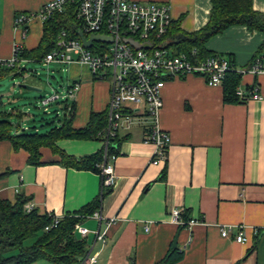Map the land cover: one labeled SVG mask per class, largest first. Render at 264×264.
Masks as SVG:
<instances>
[{
	"label": "crops",
	"instance_id": "1",
	"mask_svg": "<svg viewBox=\"0 0 264 264\" xmlns=\"http://www.w3.org/2000/svg\"><path fill=\"white\" fill-rule=\"evenodd\" d=\"M50 1L0 0V59H10L15 44L28 51L39 46L44 24L32 20L23 39L16 16L36 13ZM145 1L169 4L174 24L186 34L201 31L210 21L212 0ZM253 8L264 13V0H253ZM263 45V33L232 26L212 38L206 49L230 57L240 71L264 54ZM71 73L72 84H81L75 100L68 103L74 106L72 127L78 130L89 124L93 113L107 112L110 87L94 80L83 66L71 67ZM241 87L259 88L262 99L229 103L223 86L211 87L200 76L167 81L160 118L162 130L171 137L165 165L151 163L155 147L144 125L121 131L116 184L103 201L106 220H119L101 227L108 238L95 247L98 264H157L176 239L185 253L177 264H264V75H243ZM57 145L76 160L103 149L99 140ZM41 154L42 164L34 166L28 163V152L0 142V199L14 204L23 195L40 215L79 216L99 196V175L65 166L48 148ZM179 209L198 224L180 229L172 221ZM79 217L91 232L85 238L90 245L99 223L91 216ZM223 228L232 237L243 230L248 241L224 238Z\"/></svg>",
	"mask_w": 264,
	"mask_h": 264
},
{
	"label": "built area",
	"instance_id": "2",
	"mask_svg": "<svg viewBox=\"0 0 264 264\" xmlns=\"http://www.w3.org/2000/svg\"><path fill=\"white\" fill-rule=\"evenodd\" d=\"M68 5H77L76 19L81 24L80 32L87 38L93 35H104L111 42H94L91 48H86L80 35L74 38L66 30L58 36L56 47L47 55L45 64H59L67 67L77 65L87 68L96 81L107 82L110 87V98L107 108V125L98 134L102 138L103 162L98 166L100 173L99 209L91 216L99 223L97 231L93 232V242L88 246V252L80 264H98L100 253L95 251L97 243H106L107 231H102L103 224L110 226L119 220H106L103 213V201L109 190L116 184L115 162L118 156L111 155L115 139L122 130L135 124L144 125L148 133V142L155 147L151 163L165 165L171 146L170 135L160 126L164 102L162 92L167 81L190 76L204 78L211 87L223 86L227 76L238 72L242 76L251 74L264 75V54H257L248 68L238 71L234 63L226 56L217 55L204 59L198 57L194 48L191 54L177 53L170 46L167 35L173 26L171 7L167 3H156L145 0H53L45 4L33 14L21 13L16 17L15 25L23 31V39L28 35L27 27L32 20L43 24L56 13H65ZM126 40H134L144 47L137 49ZM24 50L21 43L15 44L14 54L10 59H0V66L12 68L18 63H24L19 54ZM81 87L80 83L72 84L65 95L58 93L46 100V104L63 99L67 104L75 100ZM237 96L242 102L261 100L260 90L254 87L248 94L241 86ZM74 113L73 107H67L66 115ZM26 211L34 210L27 204ZM183 209L172 213V221L179 226L192 227L198 221L184 219ZM53 218L49 231L56 228L64 218L50 214ZM146 232L150 227H145ZM75 232L83 239L88 238L90 230L81 223L75 227ZM224 238L232 237L229 229H222ZM232 239L245 244L248 239L242 230Z\"/></svg>",
	"mask_w": 264,
	"mask_h": 264
},
{
	"label": "trees",
	"instance_id": "3",
	"mask_svg": "<svg viewBox=\"0 0 264 264\" xmlns=\"http://www.w3.org/2000/svg\"><path fill=\"white\" fill-rule=\"evenodd\" d=\"M77 11V5H68L65 13H56L45 22L43 38L39 46L32 51L24 49L19 54L21 62L32 60L43 63L47 55L56 47L62 30H66L71 37L77 38L81 29V24L76 19ZM232 26H244L250 31H259L264 34V13L254 10L253 0H212L210 21L204 29L194 34H186L173 23L167 39L177 53L191 54V51L196 48L198 57L201 59L215 57L217 54L209 52L206 44ZM27 31L29 32V27ZM261 52L264 53V45ZM228 58L232 61L230 57ZM26 71L20 67V63L12 68L0 66V82L6 78L24 77ZM242 80L243 76L238 72H232L227 76L223 85L227 102L243 103L237 96ZM245 90L250 94L253 88ZM4 97L0 96V142L9 141L16 152L20 150L28 152V163L34 166L42 164L41 149L48 148L54 154L60 155L63 164L67 167L100 173L98 166L103 162V149L96 154L76 160L57 144L65 140L102 142L98 134L107 125V112L93 113L89 124L83 129L77 130L72 127L73 113L71 116L65 115L60 126L46 133L31 132V128L22 124L27 113L17 105L9 109L8 106L12 105L11 99L5 102ZM63 104L64 110L67 111V102ZM121 143L122 140L119 137L115 139L111 155L119 156ZM111 192L112 190H109L107 195ZM28 203L29 199L23 195H19L14 204L0 199V264H35L40 261L53 264H80L88 252L89 242L75 232V227L82 220L79 216H92L99 209V198L84 208L78 214L79 216H66L56 228L49 231L46 228L52 225L53 218L49 215H40L36 209L28 213L25 209ZM183 217L185 220H190L186 212ZM184 228L187 227L180 226V229ZM28 241L32 243L28 245ZM184 256V251L178 247H171L163 260L157 264H177L184 259ZM131 264H135L134 260Z\"/></svg>",
	"mask_w": 264,
	"mask_h": 264
},
{
	"label": "rangeland",
	"instance_id": "4",
	"mask_svg": "<svg viewBox=\"0 0 264 264\" xmlns=\"http://www.w3.org/2000/svg\"><path fill=\"white\" fill-rule=\"evenodd\" d=\"M22 68L27 70L24 77L6 78L0 82V96H5V102L11 99L12 105L8 106L9 109L16 105L21 106L27 113L22 124L31 128V132L46 133L60 126L66 115L64 100L48 104L45 102L56 93L65 95L67 87L72 84L71 67L54 63H24ZM20 84L42 91H28L19 88ZM31 243L28 241V245Z\"/></svg>",
	"mask_w": 264,
	"mask_h": 264
},
{
	"label": "water",
	"instance_id": "5",
	"mask_svg": "<svg viewBox=\"0 0 264 264\" xmlns=\"http://www.w3.org/2000/svg\"><path fill=\"white\" fill-rule=\"evenodd\" d=\"M79 35H80L81 41L83 42L84 47H86L88 49L93 46L94 42H111L112 41L111 38H108L107 36H104V35H93V36H90L89 38H87L83 32H80ZM126 42L131 44L132 46H134L137 49H141L144 47L143 45H140L139 43H137L134 40H126ZM19 88H24L28 91H35V92H41L42 91L41 89H36V88L30 87V86H27L24 84H20ZM173 247L174 248L177 247V239L174 241Z\"/></svg>",
	"mask_w": 264,
	"mask_h": 264
}]
</instances>
